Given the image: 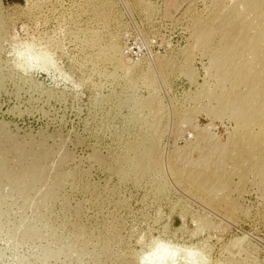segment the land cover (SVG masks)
<instances>
[{
	"label": "rangeland",
	"instance_id": "374dc122",
	"mask_svg": "<svg viewBox=\"0 0 264 264\" xmlns=\"http://www.w3.org/2000/svg\"><path fill=\"white\" fill-rule=\"evenodd\" d=\"M264 264V0H0V264Z\"/></svg>",
	"mask_w": 264,
	"mask_h": 264
},
{
	"label": "bare ground",
	"instance_id": "6f19581e",
	"mask_svg": "<svg viewBox=\"0 0 264 264\" xmlns=\"http://www.w3.org/2000/svg\"><path fill=\"white\" fill-rule=\"evenodd\" d=\"M200 254L167 243H158L144 259L143 264H203Z\"/></svg>",
	"mask_w": 264,
	"mask_h": 264
}]
</instances>
